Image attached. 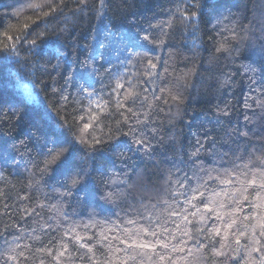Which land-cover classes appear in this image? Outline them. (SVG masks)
Listing matches in <instances>:
<instances>
[{
  "label": "trees",
  "instance_id": "trees-1",
  "mask_svg": "<svg viewBox=\"0 0 264 264\" xmlns=\"http://www.w3.org/2000/svg\"><path fill=\"white\" fill-rule=\"evenodd\" d=\"M34 2L0 0V41L11 46L5 33L25 32L31 39L42 30L47 41L35 54L22 47L19 55H0V264H55L53 255L61 244L73 254L71 260L62 258V264H92L89 256L100 264H238L215 254L221 244L229 257L237 254L238 259L252 248L264 252V236L253 218L264 216V207L253 206L261 203L257 193L264 197V189L241 183L254 170L257 176L264 170L257 159L264 158V0H200L202 10L191 8V0H111L113 9L106 14L93 10L99 0H90L87 11L76 10L79 0H63V11L48 18L43 12L49 9H33L29 5ZM178 7L201 13L196 48L191 27L185 31L174 19ZM155 25L168 33L162 46H157L161 29ZM233 33L247 39H229L231 55L218 53L217 42ZM145 34L157 43L142 40ZM58 61L59 67H53ZM86 62L97 68L91 78ZM249 65L256 71H249ZM121 75L142 94L135 103H125L123 115L115 101L124 89L112 91ZM61 87L70 100L83 94L78 92L81 87L111 100L102 123L89 129V135L115 128L117 120L129 132L111 142L107 152L95 153L94 170L82 190L63 199L56 176L41 178L39 171L44 167L40 145L47 140L51 146L56 136L72 138L60 127L65 116L64 110L58 112ZM87 105L86 98L79 111ZM129 105L133 112L126 111ZM75 107L69 105L68 112ZM87 120L85 115L78 123ZM33 125L40 133L33 135ZM141 135L147 144L137 151L134 140ZM33 174L39 183L29 188ZM111 180L123 181L112 186L124 190L115 203L101 199ZM192 195L197 198L189 204ZM210 199L215 200L210 205L214 210L206 211ZM54 204L62 205L63 215ZM149 227L158 235L140 233L139 239L167 244L156 249L165 259L154 253L151 261L139 255L129 259L147 250L127 247L128 237ZM77 236L82 237L78 243ZM15 245L26 259L7 262L5 256ZM251 255L258 258L256 252Z\"/></svg>",
  "mask_w": 264,
  "mask_h": 264
},
{
  "label": "snow or ice",
  "instance_id": "snow-or-ice-1",
  "mask_svg": "<svg viewBox=\"0 0 264 264\" xmlns=\"http://www.w3.org/2000/svg\"><path fill=\"white\" fill-rule=\"evenodd\" d=\"M90 4V0H79V6L77 7V11H87ZM63 5V0H60L59 4L56 3V0H36V2L29 5L33 9H43L47 7L49 10L43 12V17L48 18L50 16H53L57 11H63V8L61 7ZM66 6V5H65ZM191 8H197L202 10L203 4L200 2V0H191ZM113 9V4L111 0H99L98 6H94L93 10L99 12H104L105 14L107 11H110ZM176 13L178 15H174V19L178 20V23L180 26H182L185 31L189 27L192 29V35L195 37L192 41L193 48L197 47V40H199V37L196 36V33L199 32V18H200V12H192L190 9H185L178 7L176 10ZM190 13V14H188ZM33 24H36L39 28L40 25L37 24L36 20L32 21ZM168 27L173 28V21L169 20ZM154 27L161 29V37L157 41L152 36V34H145L141 37L142 40L147 41L149 44L157 43V46H162L165 41L163 39L164 36H167L168 33L163 31V28L161 25H155ZM27 28V26H25ZM35 31V30H33ZM107 31V30H106ZM110 35V33H109ZM6 39L8 41H11V46H9L8 43L4 41H0V55H8V56H16L19 55L21 52V48H26L28 53L35 54L37 50L42 51L44 45L46 44V33L45 31H41L40 33L34 35L31 39H28L25 32H21L19 35L16 36H10L5 33ZM229 39L232 40H244L247 39V37H240L238 34L233 33L231 37L225 38L219 42H217L216 50L218 53L221 52H227L229 55H231V50L229 47ZM39 41V42H38ZM103 46V44H101ZM261 51H264V46L261 47ZM59 55L63 57L65 53L63 51L59 52ZM91 60H95V57H91ZM53 67H59V61L57 65H54ZM84 67L88 70L89 78L94 76L97 72V68L94 63H85ZM150 68H155V63L149 64ZM249 71L255 72L256 68L249 65L246 66ZM264 71V69H262ZM151 75V73H150ZM72 79L71 75H69L65 83L67 84ZM125 83L129 85L128 88H125ZM124 89V94L122 98L116 99L115 101V108L119 112L120 115H123L124 113L121 112V109L125 108V103L131 101V103H135L137 99L141 97V93L137 91L136 85L132 83L130 79H127L125 76L121 75L115 80V87L112 89L113 92H118L119 90ZM54 93L56 92V89H53ZM78 92L83 93L75 100H70L68 95H65V88L61 87L59 92L57 93L60 97L59 102V108L58 112L60 110L65 111V116L63 118V121L60 124L61 128H66L69 133L72 134V138L69 139L67 136H56L54 139L51 140V146H49V142L46 140L42 145H40V152L44 156V167L39 168V171L41 173V178H43L44 175H47L49 173L53 174L57 178V183L59 185V188L62 189V191H59V196L63 199L64 197H72L73 192H79L82 190V187L85 183V180L91 177V173L94 170L92 161L95 159V153L97 152H107L108 147L111 146V142L118 140L119 137L124 136L127 137L129 135V132L122 131L120 125L121 121L117 120L116 127L115 128H108L105 132L104 130H101L99 135L95 134L93 132L91 135H89V129H94V127L99 123H102L101 121V115L108 111L110 107H112L111 100H105L103 97H95L93 91L85 92L83 90V87L78 89ZM29 95H31V92L29 91ZM88 100V105L84 109L83 112L79 111L80 102L84 99ZM145 101H147V97H143ZM173 100H179L180 98L177 96L172 97ZM262 106H264V102H261ZM71 104H75L76 107L73 108L72 112H68V106ZM55 106V105H54ZM151 107V104L148 105ZM98 110V111H94ZM128 112H133V109L131 105L126 109ZM73 113H76L73 115ZM135 114V113H133ZM226 114V113H225ZM85 115L88 116L87 122L83 123L82 126L78 123V121H84ZM146 121H140L137 120V123H145ZM124 123H127V120L124 121ZM33 128L35 129L33 135H36L40 133V128L36 125H33ZM129 131H132L131 128H129ZM31 138V137H30ZM134 143L138 146L137 151L141 149H145V145L147 144V141L143 138L141 135L140 137L136 138L134 140ZM79 145V146H78ZM44 149H47L45 152ZM117 156H122V153H116ZM258 160H260L261 164H264V158L257 157ZM51 164H55V167H50ZM39 167V165H37ZM245 168L249 167V164L244 165ZM242 175H245V173H242ZM231 182L230 180H224L222 183L227 184ZM39 183L38 179H35L34 174L32 178V182L28 184L29 188L35 187V184ZM47 183V181H45ZM123 183V181L118 180H111V182L107 185V191L104 192L101 199L105 202H111L115 203L118 199V197L124 195L123 189H115L113 190V185H117ZM241 183H246L247 185H256L261 189H264V170H261L257 176V173L255 170L253 171V175L251 179H247L245 181H241ZM203 187V185H201ZM55 190V189H54ZM198 189H192L193 193L198 192ZM243 192H247L248 188L244 187ZM200 196H203L204 193L200 192ZM213 195H219V193H214ZM258 198L260 199L261 203L253 205L254 207H264V197H261L259 193H257ZM197 198L196 195H192L191 199L188 200V203L191 204L192 200H195ZM212 204H215L214 199H210L209 203L205 205L206 211H213L214 209L210 206ZM40 207H43V205H39ZM223 207V205H220ZM53 208L57 210L58 213L63 215L62 211V205L60 204H54L52 205ZM192 215H195L193 213ZM254 219H257V225L260 229V235L264 236V216H258L253 217ZM245 219H249V217H245ZM235 223V220L232 222ZM229 228L232 227V225H228ZM70 231H74V229H70ZM217 234H219V230L217 229ZM140 233H143L145 236L151 235L153 237L157 236L158 234L155 231H151L149 228H141L137 231L135 236H129L127 244V247L132 249H146L147 252L141 251L136 253V255H131L128 258L132 260H136V256H142L146 257L149 261L152 260V255L155 254L160 261H163L165 259L164 255L160 252H157V247L159 248H167L168 245L160 242L158 244L150 243V242H144L139 239ZM187 234V233H185ZM245 235L244 232L240 233V236ZM34 239H39V237H35ZM77 243L79 242L82 237L77 236ZM236 244L240 245V239H236ZM121 243H125L124 240H121ZM186 243V242H182ZM257 244H259V241H256ZM20 247L19 245H15L10 247L8 253L5 256V259L7 262H11L13 260H19L21 258L26 259L24 257L23 251L17 252L16 249ZM25 248L28 247V245H24ZM80 248H84L85 245L80 244ZM225 244H221L220 249H215V254L220 257H225V260L231 259V260H238V264H264V252L261 251L260 248H252L251 251L248 252V255L246 257H240L238 259L237 254H233L231 257L228 256L226 252H224L222 249L225 248ZM39 251L44 252L47 251L48 254H52L51 250H46L44 248L39 249ZM88 253H92L93 249L88 248ZM256 252L258 254V258H253L251 253ZM235 253H238V249L235 250ZM62 258H65L67 260H71L73 258V254L69 250V248L63 244L60 245V247L55 251V254L53 255V259L55 260V264H62ZM80 259H84L83 256L79 257ZM90 260H92V264H100V262L96 259H94L92 256L88 257ZM41 264H43V261H41ZM103 264H111L110 260H105ZM121 264H127V260H122Z\"/></svg>",
  "mask_w": 264,
  "mask_h": 264
}]
</instances>
